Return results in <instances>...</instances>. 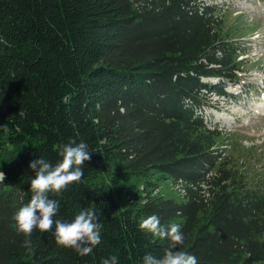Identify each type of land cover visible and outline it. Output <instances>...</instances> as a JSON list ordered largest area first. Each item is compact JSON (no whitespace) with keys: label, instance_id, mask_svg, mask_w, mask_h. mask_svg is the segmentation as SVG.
<instances>
[{"label":"trees","instance_id":"16d2710c","mask_svg":"<svg viewBox=\"0 0 264 264\" xmlns=\"http://www.w3.org/2000/svg\"><path fill=\"white\" fill-rule=\"evenodd\" d=\"M243 50L204 0H0V264H143L171 243L139 228L153 214L180 226L178 249L197 264L264 263V188L230 163L202 112V90L238 82ZM69 141L91 159L48 195L54 220L100 212L101 242L84 256L13 219L32 195L29 163L55 165ZM162 179L185 183L181 201L155 193Z\"/></svg>","mask_w":264,"mask_h":264},{"label":"rangeland","instance_id":"374dc122","mask_svg":"<svg viewBox=\"0 0 264 264\" xmlns=\"http://www.w3.org/2000/svg\"><path fill=\"white\" fill-rule=\"evenodd\" d=\"M221 15L224 35L244 48L236 71L237 82H226L223 91L206 94L202 107L208 126H216L218 146L230 163L246 173L256 187L264 188V0H207ZM215 78L202 81L214 85ZM155 193L181 201L174 184L158 181ZM264 264V263H257Z\"/></svg>","mask_w":264,"mask_h":264},{"label":"clouds","instance_id":"9594fccd","mask_svg":"<svg viewBox=\"0 0 264 264\" xmlns=\"http://www.w3.org/2000/svg\"><path fill=\"white\" fill-rule=\"evenodd\" d=\"M91 153L86 143L69 141L60 148L61 159L55 165L43 157L29 163L28 167L35 172L30 181L32 195L30 201L21 206L13 217L20 233L30 237L34 229L41 233L52 232L58 245L73 248L81 256L92 254L93 248L101 242L100 212L94 207L82 208L71 222L54 220L60 205L48 195L50 192L58 194L71 183L81 181L84 164L91 159ZM4 180L5 174L0 171V183ZM139 228L171 241L161 258L146 254L143 264H197L194 255L178 249L184 243V235L178 224L165 227L161 225L158 216L153 214L142 219ZM24 246L31 251V240H25ZM101 264H118V258L109 256L102 259Z\"/></svg>","mask_w":264,"mask_h":264},{"label":"built area","instance_id":"2783aa9c","mask_svg":"<svg viewBox=\"0 0 264 264\" xmlns=\"http://www.w3.org/2000/svg\"><path fill=\"white\" fill-rule=\"evenodd\" d=\"M184 185H185V183H183V182H181V181H177L176 183H175V189H176V191L181 195V196H183V195H185V193H184Z\"/></svg>","mask_w":264,"mask_h":264}]
</instances>
